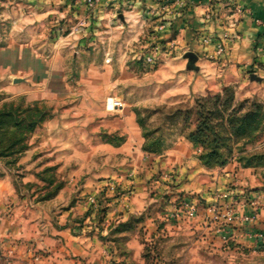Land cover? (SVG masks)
Instances as JSON below:
<instances>
[{"label": "crops", "instance_id": "obj_1", "mask_svg": "<svg viewBox=\"0 0 264 264\" xmlns=\"http://www.w3.org/2000/svg\"><path fill=\"white\" fill-rule=\"evenodd\" d=\"M20 5L23 39H37L23 40L25 54L52 48L42 40L49 34L47 25L54 23L68 26L64 36L63 28L57 27L51 36L69 43L73 59L98 46L102 64L108 67L104 58L110 56L109 67H114L120 57L124 71L135 68L129 58L141 53L148 40L171 46L172 54L161 56L155 75L158 86L178 94L176 101L213 95L230 85L236 86L238 100L250 95L256 84H264V0H96L93 6L85 0L13 3V7ZM157 12L165 19L160 29ZM79 24L82 31L72 33ZM225 31L233 37L224 40ZM188 51L197 55L192 67L183 57ZM251 73L260 81L251 80ZM106 123L113 136L124 135L109 142L107 149L131 152V178L91 182L94 193L103 190L100 214L92 212L77 221L85 211L77 200L54 225H32L18 212L19 199L9 178L0 176V264H253L251 253L260 243L254 237L253 220H245L252 215L251 195L231 193L229 201L238 215L233 224L223 226L207 219L211 195L223 186L220 179H232L227 168L208 174L189 139H178L167 156L145 153L129 113L111 116ZM159 165L170 174L153 180L150 175ZM128 186L133 192L126 197ZM86 191L91 190L84 187L79 197ZM186 196L201 198L190 216L175 212Z\"/></svg>", "mask_w": 264, "mask_h": 264}, {"label": "rangeland", "instance_id": "obj_2", "mask_svg": "<svg viewBox=\"0 0 264 264\" xmlns=\"http://www.w3.org/2000/svg\"><path fill=\"white\" fill-rule=\"evenodd\" d=\"M14 1L0 0V116L7 114L5 123L0 125V176L9 178L19 199L18 212L30 224L54 225L77 200L85 208L76 217L81 221L92 212L100 214L102 209L99 197L103 190L94 193L91 182L131 178L134 168L131 152L107 149L109 142L124 137L113 136L107 119L129 113L139 129L142 150L167 156L173 143L188 139L194 131L198 97L176 101L177 93L158 86L155 67L159 62L153 67L145 65L141 58L144 48L129 58L135 68L126 71L121 69L120 57L114 67H109V62L108 67L102 64L98 46L73 59L69 43L51 36L58 28H63L60 34L64 36L68 27L64 25L46 24L49 34L42 41L51 45L49 51L25 54L23 20L18 17L23 14V5L13 7ZM47 78L48 83L42 86ZM109 96L120 98L127 105L109 112L105 108ZM235 100L244 101L242 113H255L259 125L249 137L238 139L232 156L201 164L208 174L222 173L221 169L227 168L233 175L226 182L220 179L223 186L219 191L229 193L227 202L232 200L231 193L252 196L254 237L260 245L251 254L253 264H258L254 259L264 260V156L249 155L264 152V84H256L250 95L238 100L235 96ZM192 144L198 157L204 149ZM165 172L159 165L150 177L158 180L170 174ZM86 186L91 191L79 197ZM124 191L128 197L133 188L128 186ZM88 196H95V207L85 201ZM200 199L194 200L197 205ZM259 252L262 254H256Z\"/></svg>", "mask_w": 264, "mask_h": 264}, {"label": "trees", "instance_id": "obj_3", "mask_svg": "<svg viewBox=\"0 0 264 264\" xmlns=\"http://www.w3.org/2000/svg\"><path fill=\"white\" fill-rule=\"evenodd\" d=\"M233 88V85L226 86L221 92L199 96L197 99L195 129L189 133L188 139L204 149L198 155L202 163H207L212 158L223 160V158L232 156L238 139L249 137L259 125V119L255 113H242L244 101L235 100V88ZM6 116V113L0 116V125L5 123L3 119ZM262 156L264 152L249 155L253 158ZM99 212H104V208Z\"/></svg>", "mask_w": 264, "mask_h": 264}, {"label": "built area", "instance_id": "obj_4", "mask_svg": "<svg viewBox=\"0 0 264 264\" xmlns=\"http://www.w3.org/2000/svg\"><path fill=\"white\" fill-rule=\"evenodd\" d=\"M96 0H85L87 5L93 6ZM162 0H157L158 2H161ZM164 5H161V9H164ZM239 11V10H238ZM154 14V13H153ZM149 15H152V13H149ZM158 18V23L156 24V28L160 29L163 25V22L165 19L163 18L162 12H157L155 14ZM82 25H76L72 27L71 31L72 33H80ZM233 37L232 34H230L228 31H225L223 34V39H229ZM224 45V44H223ZM223 45L220 46V50L223 48ZM173 52L172 47H164L159 41L157 40H148L147 43L144 46V50L141 53V58L145 65L153 67L156 65L161 56L163 55H171ZM111 58L110 56H106L104 58V62L108 63L110 62ZM126 106V102H124L122 99L117 98L115 96H109L106 98L105 101V108L109 112H116L120 109H123ZM197 199L195 197H183L178 206L175 208V212L177 214H186L188 216L192 215L197 210V202L194 200ZM229 199V193L216 191L211 195V201L209 202L207 209L209 210L210 214L208 215V220L211 222L219 223L223 226L233 224L238 219V215L236 212V208L233 205L232 202L226 201ZM88 202V204L95 205L97 204V200L95 196H88L85 200ZM222 202V203H221ZM254 217L251 215L245 220L251 221Z\"/></svg>", "mask_w": 264, "mask_h": 264}, {"label": "water", "instance_id": "obj_5", "mask_svg": "<svg viewBox=\"0 0 264 264\" xmlns=\"http://www.w3.org/2000/svg\"><path fill=\"white\" fill-rule=\"evenodd\" d=\"M184 58L187 59V64L188 66L192 67L194 62L197 60V55L192 52V51H188L183 55ZM250 79L251 80H255V81H260V77H258L256 74L251 73L250 74Z\"/></svg>", "mask_w": 264, "mask_h": 264}]
</instances>
